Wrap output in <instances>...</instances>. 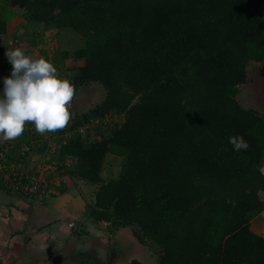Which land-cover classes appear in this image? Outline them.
<instances>
[{"label":"trees","instance_id":"16d2710c","mask_svg":"<svg viewBox=\"0 0 264 264\" xmlns=\"http://www.w3.org/2000/svg\"><path fill=\"white\" fill-rule=\"evenodd\" d=\"M7 2L12 17L76 33L83 44L72 57L81 64L68 78L75 94L103 89L82 113L70 106L66 127L43 140L40 151L57 161L53 195L68 177L89 216L110 230L130 228L155 250V264H264V236L250 227L264 211V112L240 98L253 81L248 67L264 70V0ZM111 114L118 120L110 130L103 119ZM82 128L87 137L109 131L85 142ZM236 135L247 150L233 151ZM55 136L58 148L46 144ZM109 154L121 158L111 179L102 175ZM17 171L7 176L22 181Z\"/></svg>","mask_w":264,"mask_h":264},{"label":"crops","instance_id":"0c3cea01","mask_svg":"<svg viewBox=\"0 0 264 264\" xmlns=\"http://www.w3.org/2000/svg\"><path fill=\"white\" fill-rule=\"evenodd\" d=\"M17 23L21 25L18 32L15 35L10 32L9 38H24L25 41L21 40L22 44L27 43L26 48L23 45L24 49L33 53L39 39L27 38L19 31L30 30L33 26L40 32L43 26L24 20L19 23L17 20L14 24L7 25V31L10 27L16 28ZM49 29L44 27L45 33L51 32ZM6 46V43L2 45L0 57L5 56ZM8 48L10 49L9 45ZM59 64H62L61 60ZM78 97L76 93L73 98L76 100ZM28 124L32 127L31 123H26L25 127ZM9 141L0 140V151L4 156L8 154L6 147L13 144ZM46 149V152L33 154H36L37 159L46 162L48 155L52 154L50 149ZM6 158L3 164L12 165L14 168L16 164H12L8 156ZM262 170L264 172V165ZM64 178L65 190L58 192L54 197L44 199L39 197L42 193L26 197L27 195H21L0 185V264H128L134 259L142 264L148 263L149 257L144 253L146 246L134 237L131 229L121 227L110 230L105 222H97L91 218L85 198L68 177ZM261 197L264 199V192ZM262 214L264 212L259 214L260 218ZM251 229L264 236V233L253 229L252 225Z\"/></svg>","mask_w":264,"mask_h":264},{"label":"rangeland","instance_id":"374dc122","mask_svg":"<svg viewBox=\"0 0 264 264\" xmlns=\"http://www.w3.org/2000/svg\"><path fill=\"white\" fill-rule=\"evenodd\" d=\"M6 3H8L7 0H0L1 7L3 5L4 6L6 5L5 7H2V8H3L4 17L7 18V20H6L7 25L10 23L14 24V22L17 20H19V23H20V21L22 19H19L18 17H12L11 16L12 10L7 6ZM16 25H17V27L14 29L10 27L12 25H9L11 31L9 30V31H6L5 34H0V42H3V46H4V43H6L7 48H8V45L10 46V49L20 47L25 51V53L27 55L35 56L37 58H39V57L47 58L49 61L54 63V65L57 68L59 75L63 78H67V79L69 78L70 75L73 74V72H74L73 68H75L74 66H77L76 64L81 63V62H75L72 56H73V52L76 49L80 48L83 43H82V40L80 39V37L76 33L72 32L70 29L69 30H63V31L59 32L56 29L50 28L49 30H51V32H47V33H45L44 27H42V29H40V32H38L36 27H33V26H31L30 30L25 29L23 31V29H22L19 32H23V36L26 35L27 38L33 37L35 39L36 38L39 39V42H38V40L36 41L37 42L36 43L37 48L32 53V52H30V50L24 49V47L26 48V45H27V43L22 44L23 42H21V40H23L24 38L20 39L18 36H17V38H9L10 36L8 34L10 32H12V34L15 35V33L18 32V30H19L18 28L21 26L18 23ZM24 41H25V39H24ZM23 45H24V47H23ZM1 49L3 50V47ZM4 49H6V48H4ZM62 52H67L69 57H66L65 59L62 58L61 59L62 64H59V57L62 55ZM63 60L67 63H65ZM257 64L258 63H256V64L252 63L248 67L249 74L250 75L254 74L253 78H255V80L253 79V81L250 83L249 86H242V89L244 88L245 92H244V90L241 91L240 98H242L244 104L252 106L255 109H259V111L262 112V110L264 109V77L262 78V76H264V70L262 69L263 68L262 66L259 67ZM10 71H11V64L8 62L7 58L5 56L0 57V78L9 75ZM0 88H2L1 82H0ZM77 93H78L79 97L76 100H74V98L72 99L73 103L71 104V106H72L71 108L73 111H76V112L81 111V113H82L83 110H87V108L91 107L92 105L97 103L99 100H101L102 95H103V89H102V86H100L98 84H91L89 86L80 88L77 91ZM247 98H248V100H247ZM260 100H261V102H260ZM117 120H118V116H116L115 114H111L107 120L103 119V122L105 124H107L108 128L111 130L113 128L114 124L117 123ZM31 126L32 127H29V124H28L27 127H25L24 132L21 136L17 137L14 140L9 141L10 144L13 143L15 145H14V147H13V144L11 146L6 147L8 154L5 155V158H6V156H8V159L12 161L11 163L16 164L15 167L18 170L16 177H18L19 174H21V173H24V172L28 173L29 170H30L29 172L31 173L32 176H34V174L37 175V177H35L37 180L36 184L33 183L32 186H33V190L35 192L42 193L39 195V197L41 196L42 199L54 197L53 191H56V188L58 189V186L57 187L51 186V179L54 178V183L57 182L56 178L58 177V172L52 173V171H49L44 176L45 180L42 182L43 173L38 172V171L40 169L42 171H44L45 166H47V165L43 166V164H41V162L43 160H41L39 158L37 159L35 157L36 154H33V152L34 153H36V152L42 153V151H40L41 150L40 148L42 147L44 138H47L48 133H45L43 135L39 134L40 137L36 138L35 134L37 132L35 131V127L33 124H31ZM83 128H82L81 133L83 134L85 142H89L91 140H95L96 138H100L101 136H105L108 134V131H109V130L101 129V130H99L100 131L99 132L97 129L95 132H92V133L90 132V136L87 137L84 134L85 131L83 130ZM49 133H51V132H49ZM55 137H52V140H51V138L46 139V144H49V145L51 144V146L58 148L59 144L56 142H58L59 136L56 138ZM2 141H4V140H1V142ZM24 143L30 144V150L27 152V154L22 156L20 154L21 147L19 148V146L23 145ZM2 146H4V145H2ZM53 153H54V151L52 152V154ZM52 154L48 155L45 163L51 164V166L55 167V164L57 161H56V159H54V156ZM2 158L3 157H0V159H2ZM36 162H39V163H36ZM43 163H44V161H43ZM70 165L68 166V169L71 168ZM120 165H121V158L120 157L115 156V155H111V154L107 155L105 157V161H104L103 169H102L103 176L107 179L117 177L119 170H120ZM12 168H13L12 165H6L5 168H3V172L6 173L8 171V169L11 170ZM0 170H2V169H0ZM35 170H37V171H35ZM38 177H42V178L40 179ZM91 190H92V188L89 187L88 192H89L90 196H91V194H90ZM57 193L58 192H56L55 195ZM250 224L252 225V228L255 229L256 231H260V232L264 233V214L261 215V218L259 217V214L253 215L250 219ZM144 253L146 256L148 255L147 257H149L148 261H147L148 263H146V264H155L156 254H157L155 252V250L154 249L151 250V249L146 247L144 249Z\"/></svg>","mask_w":264,"mask_h":264},{"label":"clouds","instance_id":"9594fccd","mask_svg":"<svg viewBox=\"0 0 264 264\" xmlns=\"http://www.w3.org/2000/svg\"><path fill=\"white\" fill-rule=\"evenodd\" d=\"M4 55L11 71L0 78V140L21 136L26 123L41 135L65 128L71 119L73 83L45 57L27 55L20 47L7 48ZM228 142L233 151L249 148L243 136H230Z\"/></svg>","mask_w":264,"mask_h":264},{"label":"built area","instance_id":"2783aa9c","mask_svg":"<svg viewBox=\"0 0 264 264\" xmlns=\"http://www.w3.org/2000/svg\"><path fill=\"white\" fill-rule=\"evenodd\" d=\"M107 120V119H105ZM30 150V145H23L20 149V154L23 156L25 155L28 151ZM0 157H3L2 159H0V168L3 164V161L6 159L5 156H4V153L2 151H0ZM44 165H47L45 166V170L42 171L41 169L38 171V172H41L43 173V178L42 177H38V178H42V182L45 180L44 176L46 175V173H48L49 171L53 170L54 167L51 166V164H44V163H41ZM12 170V169H11ZM2 174L1 177L5 180L4 185L5 188L9 187L14 191V192H17V193H20L22 195H27V197H30L31 195L30 194H37V192H35L33 190V186L32 184L35 183L36 184V178L37 175L34 174V176L31 175V173H21L19 174V178H22V181H18V180H15L13 179V181L7 176V174H5L4 172L0 173ZM16 176H17V173H16ZM13 182V183H12ZM36 189V188H35Z\"/></svg>","mask_w":264,"mask_h":264}]
</instances>
